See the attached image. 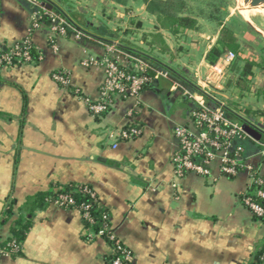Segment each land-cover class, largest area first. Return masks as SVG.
Returning a JSON list of instances; mask_svg holds the SVG:
<instances>
[{
    "label": "crops",
    "instance_id": "0c3cea01",
    "mask_svg": "<svg viewBox=\"0 0 264 264\" xmlns=\"http://www.w3.org/2000/svg\"><path fill=\"white\" fill-rule=\"evenodd\" d=\"M41 2L48 10L61 9L57 0ZM34 12L25 0H0V54L30 36L42 58L0 69V220L15 203L14 217L0 226V242L9 236L28 199L57 186L85 184L109 212L111 228L130 250L132 264H252L264 249V221L242 201L250 191L251 176L247 172L224 176L217 163L208 177L174 175L178 150L174 129L190 126L193 103L177 106L182 91L162 79L147 87L138 102L115 97L106 115H93L86 100H99L104 72L86 69L81 62L87 56H101L103 47L96 41L60 37L55 51L49 24L32 30ZM107 20L113 31L95 19L70 21L98 41L130 46L190 79L206 74L210 66L206 55L219 38L187 30L194 40L208 43L192 45L186 55L178 49L177 56L170 32L158 28V23L138 44L120 35L123 24ZM136 24L143 27L142 22ZM57 71L68 73L67 88L53 80ZM244 113L264 128V116ZM133 124L141 127V135L114 149L109 135ZM257 147L253 141L244 143L249 163L264 178ZM31 222L20 254L0 251V264H107L109 244L101 238L86 239L78 210L49 202L34 212Z\"/></svg>",
    "mask_w": 264,
    "mask_h": 264
},
{
    "label": "built area",
    "instance_id": "2783aa9c",
    "mask_svg": "<svg viewBox=\"0 0 264 264\" xmlns=\"http://www.w3.org/2000/svg\"><path fill=\"white\" fill-rule=\"evenodd\" d=\"M34 9L32 30L39 29L44 23V18L49 20L50 37L49 42L55 51L57 38L71 37L77 42L96 41L103 47L101 56H87L81 65L89 69L97 67L104 72V82L100 89L99 100L93 102L86 100L90 113L97 117L106 115L115 97L124 99L140 100L145 87L162 79L171 80L170 73L166 69L153 66L141 56L132 53L125 45L119 42L105 43L96 40L89 33L72 23L65 15L48 10L41 0H25ZM31 37L28 36L20 43L13 45L7 53L0 54V69L12 67L15 61L18 64L33 63L30 45ZM41 56L39 60H41ZM237 59L234 52H226L215 65H210L206 74H196L194 82L198 91H191L177 82L174 86L182 91L184 97L188 98L194 105L191 112L190 126H177L174 136L178 142V150L173 157L174 175L180 179L188 174H196L202 177L211 175L213 164L219 165V170L224 176L234 177L240 172H247L251 176V186L258 187L256 197L245 194L242 198L243 204L256 218H264V178L256 174L255 167L249 163L247 158L242 161L240 155L241 147H234L235 140L245 142L251 140L258 146L257 155L264 163V141H256L251 138L243 128V125L233 121L224 111L225 103L216 97L221 92L225 78ZM53 80L61 87L70 85L68 73L57 71L52 75ZM210 97L218 103L217 107L207 105L205 96ZM131 117L132 115L129 114ZM142 129L137 124L129 125L118 133L109 136L114 141L113 148L117 149L121 141H128L141 135ZM176 187L177 184H174ZM61 207L73 204L72 200L62 197L56 202ZM81 216L92 221L89 214V206H83ZM103 219L108 221V217ZM110 222V219H109ZM87 240L101 238L108 240L111 244L113 259L112 264H132L130 250L120 241L112 228L105 226L99 232L87 230ZM264 263V254L262 256Z\"/></svg>",
    "mask_w": 264,
    "mask_h": 264
},
{
    "label": "rangeland",
    "instance_id": "374dc122",
    "mask_svg": "<svg viewBox=\"0 0 264 264\" xmlns=\"http://www.w3.org/2000/svg\"><path fill=\"white\" fill-rule=\"evenodd\" d=\"M57 1V4L61 8V12L64 13V15L66 14L70 20L86 19L89 22H93L95 19L96 23H102L103 27L109 31H113L114 25L110 24L107 19H111L116 25L123 24L124 26L120 30V35H125L127 41L130 43L139 44L140 41L144 39L142 37H144V35L148 36L147 33L153 31V26L158 23L157 15L149 11V3L147 1L145 2V0ZM184 1L187 6L186 10H182L175 6L173 13L194 17L199 24V30L192 31L196 34L203 32L212 39L220 33L221 29L218 26V22L210 19V16L219 20H225L226 24H233L234 31L242 48L240 57L249 60L255 59L257 61V66L253 68L254 76L250 79L248 84L249 91L242 92L243 94L241 96L234 85L238 79V73L234 72L231 67L223 83V92L216 94V97L225 103V107L229 110L237 111L236 113L240 116L245 115V111H249V113H252L256 117L260 116L261 113H264V14L250 11V18L246 20L241 13V8L245 6L244 0ZM81 8H84L86 13H84ZM129 21L131 22L129 23ZM137 22H142L143 27L141 26L138 28ZM81 24L83 25L84 23ZM122 30H125L127 33ZM193 37L188 36L185 31H181L176 35L170 33V42L177 56L180 54V50L178 49H182V54L186 55L190 53L191 47H193L192 45L200 46L202 43H208V41L203 39L200 41L194 40ZM205 46L203 45L201 47L204 48ZM145 49L147 50V48ZM200 55L201 52L196 55V58H200ZM259 56H262V58ZM191 80L193 82L196 81L195 77H191ZM229 81L233 83L228 85ZM189 103L192 102H186L182 97H179L176 101L177 106H188L190 105ZM245 105H248V108H246Z\"/></svg>",
    "mask_w": 264,
    "mask_h": 264
},
{
    "label": "trees",
    "instance_id": "16d2710c",
    "mask_svg": "<svg viewBox=\"0 0 264 264\" xmlns=\"http://www.w3.org/2000/svg\"><path fill=\"white\" fill-rule=\"evenodd\" d=\"M148 2L149 11L152 14L157 15L158 20V28L164 29L169 31L171 34H178L181 31H198L199 24L198 21L190 16V15H178L173 13V9L179 7L182 10H186L187 6L184 0H167V1H151L145 0ZM53 11L58 14L64 15L61 10L55 6H53ZM158 12V13H157ZM210 19L216 20L218 22V26L220 27L219 38L215 46H213L206 55V62L208 65H215L219 59L228 51L234 52L237 55V59L232 64L233 71L238 73V79L235 82V87L239 91L242 96V92L249 91L248 84L250 79L254 76L253 68L257 66V63L252 60L242 59L240 56L241 54V44L239 43L238 37L234 31L233 24H226L225 20L216 19L213 16L209 17ZM44 22L49 24L48 18H44ZM250 28V27H249ZM132 53L135 55L141 56L147 61H149L153 66L166 69L170 73V78L172 82H177L183 87L199 92L195 83L187 76L181 75L178 72L170 70L166 66L162 65L161 63L157 62L155 59L149 57L148 55H144L141 52L135 50L134 48L125 45ZM33 63H37L39 60L40 55L39 52L36 50L34 44L32 43L29 47ZM9 51V50H8ZM7 51V52H8ZM5 52V53H7ZM14 64H18L17 61ZM156 82H153L147 85L145 88L152 86ZM232 81H229V84H232ZM221 93V92H219ZM205 96V100L207 105L210 107H217L218 103L212 100L210 97ZM221 96V94H220ZM223 97V96H222ZM186 102L190 101L188 98L183 97ZM225 113L235 122H238L242 125L249 124L256 128H258L262 133V141H264V128L254 124L253 121L249 120V118L244 117L243 115L240 116L235 111L229 110L227 107L224 108ZM260 114V113H258ZM260 115L264 116V113ZM251 141V140H247ZM246 142V141H245ZM238 140L233 142L234 147H241L243 150L241 152V159L245 161L248 158L247 153L245 152L244 143ZM255 143V142H254ZM258 151V147H257ZM264 188V185L262 186ZM258 187L253 186L250 187V191L247 193L251 197H256V191ZM62 197H67L68 199L72 200L73 204H67L64 208L65 209H75L79 210L81 214H83V206H89V214L92 221L85 219L83 216L82 221L87 230L93 231L95 233L99 232L105 226L110 227L111 223L109 222L110 214L109 212L100 206L98 197L93 190L92 187L85 184H67L61 185L52 188L50 191L46 193H40L35 197L28 199L25 205L19 209L18 218L12 224L9 236L2 242H0V251L4 254H9L11 256H17L20 254L22 245L31 229L32 226V217L36 210L44 209L49 202H57L60 201ZM15 203L12 202L8 205L6 211L2 219L0 220V226H4L8 224V222L14 217V205ZM104 216L108 217V221L103 219ZM258 219V218H257ZM264 221L263 219H260ZM113 231V230H112ZM105 241L111 246L108 237H105ZM264 254V249L260 250L254 257L252 264H264L262 261V256ZM113 255L108 257L107 264H112Z\"/></svg>",
    "mask_w": 264,
    "mask_h": 264
},
{
    "label": "bare ground",
    "instance_id": "6f19581e",
    "mask_svg": "<svg viewBox=\"0 0 264 264\" xmlns=\"http://www.w3.org/2000/svg\"><path fill=\"white\" fill-rule=\"evenodd\" d=\"M244 1H245V6L241 8V13L246 20H249L250 18V13H249L250 11L260 12L264 14V0H244Z\"/></svg>",
    "mask_w": 264,
    "mask_h": 264
},
{
    "label": "water",
    "instance_id": "95a60500",
    "mask_svg": "<svg viewBox=\"0 0 264 264\" xmlns=\"http://www.w3.org/2000/svg\"><path fill=\"white\" fill-rule=\"evenodd\" d=\"M46 1V0H45ZM49 8H52V6L48 5ZM244 130L246 133L253 138L256 141H260L262 139L263 133L256 127L249 125V124H244L243 125Z\"/></svg>",
    "mask_w": 264,
    "mask_h": 264
}]
</instances>
